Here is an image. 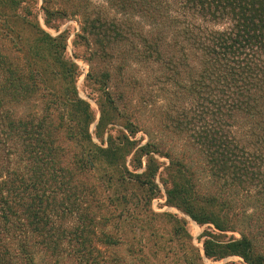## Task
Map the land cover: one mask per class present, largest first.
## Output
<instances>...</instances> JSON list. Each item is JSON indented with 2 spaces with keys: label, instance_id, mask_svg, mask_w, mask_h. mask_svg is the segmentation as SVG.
<instances>
[{
  "label": "trees",
  "instance_id": "trees-1",
  "mask_svg": "<svg viewBox=\"0 0 264 264\" xmlns=\"http://www.w3.org/2000/svg\"><path fill=\"white\" fill-rule=\"evenodd\" d=\"M36 2L0 0V264H264V0H41L98 117Z\"/></svg>",
  "mask_w": 264,
  "mask_h": 264
},
{
  "label": "rangeland",
  "instance_id": "rangeland-1",
  "mask_svg": "<svg viewBox=\"0 0 264 264\" xmlns=\"http://www.w3.org/2000/svg\"><path fill=\"white\" fill-rule=\"evenodd\" d=\"M40 6H41V0H37L36 7H34V10L37 11V18H38V22L41 25V27L53 36H56L62 32L66 35V43H67L66 52H65L66 56L73 59V61H75V63L78 65L79 72H80L78 79L76 81L78 93L81 97L89 101L92 109L96 113V117H98L99 109L96 103V98H97L96 94L93 93L90 96H87V94L90 93V87L84 81L85 74L88 70V64L82 57L75 58L73 56L74 51L77 52L78 54L82 53L81 47H77L76 49H74L72 45V40L75 37V33L79 29L78 20L72 17L65 18V19H59V20L54 21L53 26H47L44 24V17H43L42 11L40 10ZM145 115L147 119H152V120H155L156 118L158 119V116H159L156 110H153V111L149 110ZM164 137L165 139L172 138V136H169V135L165 136L163 134V138ZM132 140L136 141L138 146H140L146 142L147 135L145 132L139 131L132 138ZM155 157L160 162V167L155 177V182L158 185L159 191L156 194V196L152 198L150 202L151 209L155 212L174 213L184 218L186 220L188 231L190 232L192 236L193 243L202 250V245H201V242L198 240V236L202 233V231L204 230L206 226L205 225L201 226L197 224L189 216L181 212L178 208L167 203L166 197H165V186L163 185L160 179H164L165 167L168 165L169 162H168V159L164 156H159L156 154ZM224 236H225L224 238L239 237V234L237 232L227 231L224 233ZM203 260L205 264H223L225 262H229L231 264H248L244 262L243 259L238 256H228L219 261H213L211 259L204 257Z\"/></svg>",
  "mask_w": 264,
  "mask_h": 264
}]
</instances>
